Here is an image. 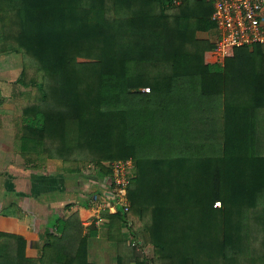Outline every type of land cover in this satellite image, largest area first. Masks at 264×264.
<instances>
[{"label": "trees", "instance_id": "1", "mask_svg": "<svg viewBox=\"0 0 264 264\" xmlns=\"http://www.w3.org/2000/svg\"><path fill=\"white\" fill-rule=\"evenodd\" d=\"M211 13L207 0H0V55L21 58L4 119L20 156L90 165L101 184L109 163L133 162L129 210L106 214L116 264H264V51L206 62ZM52 220L36 257L0 231V264H91L78 215ZM146 235L149 256H134Z\"/></svg>", "mask_w": 264, "mask_h": 264}, {"label": "crops", "instance_id": "2", "mask_svg": "<svg viewBox=\"0 0 264 264\" xmlns=\"http://www.w3.org/2000/svg\"><path fill=\"white\" fill-rule=\"evenodd\" d=\"M212 36L207 35L208 38ZM207 52L204 59L212 63ZM14 100L15 97L0 99V231L22 235L27 242L26 255L36 257L49 218L75 212L87 234L88 262L116 264V243L109 241L103 233L108 224L107 215L99 213L106 218L102 224L92 222L97 214L92 200L94 195L99 196L102 187L96 169L88 165L80 173H69L57 159L27 164L20 151H16L19 141L14 137V129L4 121L15 113L12 109H5L4 104ZM42 214L46 216L44 221L41 220Z\"/></svg>", "mask_w": 264, "mask_h": 264}, {"label": "built area", "instance_id": "3", "mask_svg": "<svg viewBox=\"0 0 264 264\" xmlns=\"http://www.w3.org/2000/svg\"><path fill=\"white\" fill-rule=\"evenodd\" d=\"M207 1L212 6L211 20L217 30L213 47L207 52L212 63L223 64L238 47L260 45L264 49V0ZM109 171V177L101 184L99 196L94 195L92 200L97 210L92 220L95 225L104 223L106 218L102 214L116 213L118 206L124 212L129 210L127 193L134 175L132 160L112 161Z\"/></svg>", "mask_w": 264, "mask_h": 264}, {"label": "rangeland", "instance_id": "4", "mask_svg": "<svg viewBox=\"0 0 264 264\" xmlns=\"http://www.w3.org/2000/svg\"><path fill=\"white\" fill-rule=\"evenodd\" d=\"M202 36L207 37L206 34H202ZM215 34L210 38L212 41H214ZM21 66V58L20 55L11 53V54H5L0 55V99L6 98V99H13L15 94H17V90L14 86H11L13 83L12 81L18 76L19 68ZM14 100L12 103H5L4 107L5 109L9 108V110H14L16 113L18 112L19 103ZM18 141V140H16ZM17 149L16 151H18ZM46 216L42 214L41 220L43 221L46 219ZM52 220V217L49 218V220ZM53 221V220H52ZM52 223V222H51ZM44 233V231H43ZM42 233V234H43ZM147 239V235L145 236ZM40 244V243H39ZM40 249L38 248V251ZM134 256H149L151 252V247L149 245V241L147 239V243L143 246H135L134 249ZM117 256H118V249H117ZM130 264H134V261L131 260Z\"/></svg>", "mask_w": 264, "mask_h": 264}]
</instances>
